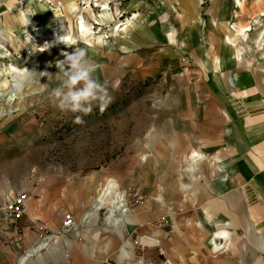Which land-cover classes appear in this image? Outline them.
Wrapping results in <instances>:
<instances>
[{
  "label": "rangeland",
  "instance_id": "1",
  "mask_svg": "<svg viewBox=\"0 0 264 264\" xmlns=\"http://www.w3.org/2000/svg\"><path fill=\"white\" fill-rule=\"evenodd\" d=\"M241 1L0 0V47L12 54L0 58V69L6 73L14 64L31 74L19 78L24 91L15 100L0 96V160H27L29 172L89 189L87 213L98 210L90 214L96 231L114 226L121 233L122 222L134 227L142 217L158 229L172 223L181 230L175 235L205 237L200 227L194 230L198 217L191 209H174L180 200L199 210L211 253L256 258L241 241L248 236L235 229L254 210L264 212V0ZM81 21L84 33L77 30ZM32 34L44 38L45 64ZM60 35L72 37L71 44L57 46ZM75 48L86 49L95 77L107 84L112 102L103 112L98 105L87 116L57 106V62L65 59L63 49ZM141 53L146 60L136 73ZM76 116L84 123H74ZM236 157L243 161L239 169ZM108 179L117 188L99 205ZM238 183H254L259 195L251 191L252 200ZM117 193L127 211L113 203ZM251 233L264 254V232Z\"/></svg>",
  "mask_w": 264,
  "mask_h": 264
},
{
  "label": "crops",
  "instance_id": "2",
  "mask_svg": "<svg viewBox=\"0 0 264 264\" xmlns=\"http://www.w3.org/2000/svg\"><path fill=\"white\" fill-rule=\"evenodd\" d=\"M158 35L157 30L156 34L150 37ZM167 37L168 40L171 39L170 35ZM191 45L193 46V43ZM142 53L134 59L136 73H141L146 60ZM235 159L239 160L238 157ZM242 163L243 161L239 160V164L235 168L239 169ZM30 167L27 160H0V207L15 193L26 191L28 194L26 210L20 219H10L0 211V264H103L109 260L121 264H134L136 259H141L143 264H264V254L259 252V247H256L250 236L255 229L264 232L263 211L257 210L256 212L254 210L251 221L245 224L242 222L235 229L237 235L248 236L247 239L242 238L241 241L245 242L249 251H255L256 258L250 257L248 252L242 254L238 251L231 255L214 254L209 249L207 235H209L210 229L201 220L199 210H194L191 206L178 205L180 200L175 203L174 209L177 212L191 209L193 215L198 217V223L195 224L194 230L200 227V231L205 232V237L175 235L174 233L180 229L172 223H169L170 227L158 229L157 226L145 225L147 222L141 220L142 217L139 221L137 217L135 218L134 227L125 221L122 222L121 233L116 231L114 226H107L108 232L96 231L98 228L97 217L91 219L90 214L98 210L92 208L87 213L90 208V204H88L89 189L75 185L68 179L53 178L50 173L42 174L36 172L35 169L29 172ZM240 178L243 180V177ZM238 185L240 187L243 184L238 183ZM229 186L234 185L229 183ZM234 188L237 187L234 186ZM243 190L248 191L246 195L251 198L252 192L259 195L258 187L254 183L248 188L244 186ZM213 195L218 197V200L222 198V194ZM96 199L94 203H96ZM258 199L255 198L254 202H251L252 198L250 202L253 204ZM203 203H209V199H204ZM111 210L110 207V217L115 219L113 216L115 211L112 213ZM66 211L71 212L75 220L77 217L80 218L77 223L78 232L59 235L56 232L60 229L63 213ZM232 213L236 215L235 218L241 221L242 214L237 211ZM125 217H127L126 214ZM39 225H43L50 232L44 240L39 238L40 232L37 229ZM229 230L233 231L231 227ZM137 231H139V235H136ZM100 232L107 235L100 236ZM142 234H150L151 238H141ZM134 238L140 245L133 244ZM124 254H129L127 259Z\"/></svg>",
  "mask_w": 264,
  "mask_h": 264
},
{
  "label": "clouds",
  "instance_id": "3",
  "mask_svg": "<svg viewBox=\"0 0 264 264\" xmlns=\"http://www.w3.org/2000/svg\"><path fill=\"white\" fill-rule=\"evenodd\" d=\"M59 71L56 79L59 85L52 94L57 106L62 111L79 112L90 115L93 107L103 112L112 102L106 83H101L94 75L95 65L87 56L84 48H75L72 53H65V59L57 62ZM31 74H26L25 78ZM74 123L82 124V116H76Z\"/></svg>",
  "mask_w": 264,
  "mask_h": 264
},
{
  "label": "bare ground",
  "instance_id": "4",
  "mask_svg": "<svg viewBox=\"0 0 264 264\" xmlns=\"http://www.w3.org/2000/svg\"><path fill=\"white\" fill-rule=\"evenodd\" d=\"M239 5L241 6L242 1L238 0ZM100 4V3H99ZM104 4V3H103ZM98 6V4H97ZM101 6V5H100ZM102 9L104 10V12H106L109 16L115 18V14L114 13H110L108 12L110 10L109 8V4H104L102 5ZM262 11V10H261ZM107 15V16H108ZM119 18V17H118ZM109 20H105L104 22H108ZM124 27V26H123ZM245 25L240 26L239 30L241 32L246 31L244 30ZM247 29V27L245 28ZM77 30L80 32H85L87 30V25L84 23V21H81L80 24L77 27ZM118 30H121V28H119ZM127 27L125 25V27L123 28L122 31H126ZM249 30V29H248ZM87 33V32H86ZM245 34V33H244ZM113 36V35H112ZM32 40L35 41L37 48L39 52H43L41 53L42 57H43V61L42 64H45L46 59H47V55L46 53V49H45V44H44V38H42V35H37L35 36L34 34H32ZM72 42V37H68L66 35H60L59 41L57 42V46H69ZM68 50V49H67ZM0 58L5 59L7 57H12V54L9 53V50L5 49L4 47H0ZM62 54L67 53L66 49H63L61 51ZM9 59V61H10ZM39 61V60H38ZM8 67V68H7ZM6 68V73H4V71H2L0 69V81H2L5 85V87H3L2 89H0V96H5L8 95V98L10 100H15L17 97V94L19 93V91L23 90V82L22 80H19V78H25L26 74H29V69H24V68H19L18 66L11 64L10 66H7ZM5 70V69H4ZM7 74L11 75V77L13 78L12 80H8V76ZM5 76V77H4ZM3 90H8L6 93H3ZM24 91V90H23ZM31 90H28L26 93L30 94ZM7 98V97H6ZM14 112V111H13ZM194 169L193 167H188L186 169V172H188L189 174H194ZM117 188V184L115 182H113L112 179H108L105 183V185L103 186V188H101L99 195L97 197V200L99 199V205H101L102 202H104V198L107 194L111 193L114 191V189ZM123 196L120 193H117V196L114 200V204L117 208L121 209L122 212L126 209L125 208V203H122V201H124V199L122 198ZM98 202V201H97ZM98 205V204H97ZM100 206H98L99 208ZM127 211V210H126ZM125 211V212H126ZM122 216V215H121ZM117 221H122V218H118ZM219 245V244H218ZM217 245V246H218ZM28 253V252H27Z\"/></svg>",
  "mask_w": 264,
  "mask_h": 264
},
{
  "label": "built area",
  "instance_id": "5",
  "mask_svg": "<svg viewBox=\"0 0 264 264\" xmlns=\"http://www.w3.org/2000/svg\"><path fill=\"white\" fill-rule=\"evenodd\" d=\"M33 171V170H32ZM28 200V194L26 191H20L18 193L13 194V196L8 200L3 206L0 207V211L7 217L13 220L20 219L26 210V204ZM126 208V206H125ZM39 230V238L40 240H44L48 237L49 231L43 225L37 226ZM68 232H78L77 230V221L71 212H64L63 218L61 221L60 229L56 232L59 235H63ZM133 244L138 246L140 243L137 239H133ZM129 254H124L125 259H127ZM143 261L141 259H136L134 264H142ZM103 264H121L117 261H105Z\"/></svg>",
  "mask_w": 264,
  "mask_h": 264
}]
</instances>
